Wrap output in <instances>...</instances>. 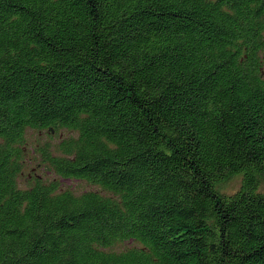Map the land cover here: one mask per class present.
I'll return each mask as SVG.
<instances>
[{"label":"trees","instance_id":"16d2710c","mask_svg":"<svg viewBox=\"0 0 264 264\" xmlns=\"http://www.w3.org/2000/svg\"><path fill=\"white\" fill-rule=\"evenodd\" d=\"M0 264H264V0H0Z\"/></svg>","mask_w":264,"mask_h":264},{"label":"rangeland","instance_id":"374dc122","mask_svg":"<svg viewBox=\"0 0 264 264\" xmlns=\"http://www.w3.org/2000/svg\"><path fill=\"white\" fill-rule=\"evenodd\" d=\"M67 131H61L59 133H49L48 131H30L27 134V154L26 165L20 177V185L23 188L29 186V184L35 179V177H42L45 179L59 181L62 189H70L79 193L90 191L94 189L88 183H84L78 180H61L54 174H50L47 166L43 163V150L48 146L55 149L54 146L64 138L68 137ZM241 177L237 176L221 186V189L228 194L235 193L241 185ZM132 241L120 244L118 248L124 246L132 247Z\"/></svg>","mask_w":264,"mask_h":264}]
</instances>
